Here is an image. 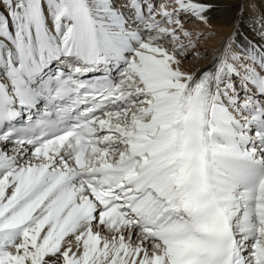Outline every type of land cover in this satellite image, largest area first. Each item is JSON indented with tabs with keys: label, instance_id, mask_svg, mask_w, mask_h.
Instances as JSON below:
<instances>
[{
	"label": "snow or ice",
	"instance_id": "obj_1",
	"mask_svg": "<svg viewBox=\"0 0 264 264\" xmlns=\"http://www.w3.org/2000/svg\"><path fill=\"white\" fill-rule=\"evenodd\" d=\"M0 264H264V0H0Z\"/></svg>",
	"mask_w": 264,
	"mask_h": 264
}]
</instances>
